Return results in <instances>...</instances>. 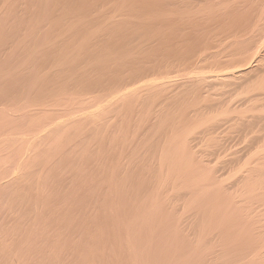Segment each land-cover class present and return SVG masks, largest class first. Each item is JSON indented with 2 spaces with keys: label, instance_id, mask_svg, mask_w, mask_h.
<instances>
[{
  "label": "rangeland",
  "instance_id": "rangeland-1",
  "mask_svg": "<svg viewBox=\"0 0 264 264\" xmlns=\"http://www.w3.org/2000/svg\"><path fill=\"white\" fill-rule=\"evenodd\" d=\"M47 1H49V2H47ZM47 1L46 0H31V1L30 0H23V1L22 0H12V1L11 0H0V14H1L0 16H2V14L6 11L4 13V16L1 18L2 21L0 20V22H1L0 23V73L2 72L1 73L2 75L0 74V79L2 78L1 82H3L5 79H7L6 80L7 82L5 81V83H1V85H0V88H1L0 89V96L2 95V97H0V109H1L0 121L1 122L3 121L1 124H4V126L12 127V125H11V124H13L12 122H16L14 124V126H16L18 124L17 123L18 120L21 118H22V120L20 121V124L23 125L25 123V126H27V125H29L28 121L30 122V117L32 115L41 113V111H44V110H54V107L56 108L54 111H60V110H63L65 108L66 104H71L72 106L74 105L73 107L78 108L77 103H79L80 108H85L87 106L92 105L93 101L90 102V100H92L93 98L96 99L99 97V95L105 96V95L111 94L112 93L111 91L114 89V87L117 84H119L120 81H123L124 79L131 77V75L135 74L136 72L137 73H139V72L143 73L144 70H145V72H147L145 69V68H147V66H148V68H153V67H156V65L157 66L158 65H167V66H169V70L173 71V73L171 75V79L173 82L162 93V95L165 96L163 98L168 97V95L172 96L174 94V91L177 88H178V90L180 89V91H182V92L177 97L179 100L175 99L173 103H171L172 101L171 102L169 101L170 106L172 105V107H173V105H174V107H175V110H173L174 109L173 108L170 110V112L176 111L177 114L180 113L179 115L186 114V113L188 114L187 118L186 117L182 118L184 116L181 117V116L175 114L177 117L179 116V118L175 121L176 126L181 125L180 127L183 128L182 130L189 129L191 131L189 134V139L193 140L192 145L194 147V150L198 151V149L200 148L199 151L203 152L205 160H207V158H208V160H211L212 165L217 167V169H219L221 166V169H219L220 173L223 171L222 169H224L228 172L231 171L230 170L231 166L229 167V165H228L229 161H227V159L230 160L232 158V155L235 154V152H236V154L237 153L241 154L244 151V148L250 144V142H251L250 138L254 134L259 135V134L264 133V129H263L264 126L263 125H262V129H263L262 130L259 127L260 125L259 126H253L250 128H245V126H241L238 124H232V122H231V123L227 124V126L220 128L218 130V133L214 134L216 136L218 135L217 137H221L220 140H222V141H219V143H213V145L212 144L210 145V147H212V148L215 147L216 149L212 150V148H208V137L206 136L205 133H208L207 130H208L209 126H208V124H203V123L198 124L196 126H193L196 119L194 118V116L192 117V115H193V112L195 110H197L199 107L205 105L206 102L207 103L208 102L209 103H211V102L216 103L221 97H226V95L224 93L227 91L228 88L221 89V87H216L213 89V88H210L207 85L203 84V86H200L201 88H199V89L197 88V90L192 89V90H189V92H188V90L183 91L180 87V85L184 81H187L190 77L196 76V74L191 73V72L195 68H197V66H199L201 63H203V64L212 63V60H210V59H208L209 61L207 60V57L210 56L211 54L217 53L220 55V57H223L224 55H227V53H229L233 49L232 44L234 43L236 38L243 37L242 35H244V33L246 36L247 35L246 33H248L249 35H252V34H258L262 31H264V14H263L264 13V10H263L264 9V6H263L264 0H260V1L259 0H251V2L253 1L252 4L250 3V0H230V1L229 0L228 1L222 0L221 3H224V1H225L231 7L229 6L228 8H224L222 10H213L211 13H208L209 10H204V11L202 10L201 11L202 13H200L198 10L197 11L196 10H189V11H191V14L189 15V17L184 16L185 14L183 13V11H186V10H183V11L179 10V12L177 10H167L168 12L166 10H164L163 9L164 8V0H162V2H160V4H159L160 0L159 1L155 0L156 2H154V0H144L145 2L140 0L141 5L136 4L137 0L136 1H134V0H124L123 1L122 0L121 6H122L123 10L118 9L119 7L118 8L115 7L116 5H118V3L121 0H116V1H118V3L115 2L116 5L114 3H112L115 0L110 2L111 4L109 3V0H106V2L108 4L107 6H104V4L106 3L104 0H94L95 2L93 0H81V1L80 0H55V1L54 0H47ZM126 1L129 3V5L131 6V8L133 10L129 8L128 3H126ZM129 1L131 2V4ZM190 1H192V0H190ZM212 1L213 2L216 1L215 3H219V1H221V0H212ZM9 2L10 3L12 2V4H14L15 7L13 5H10ZM46 2H47V4H46ZM59 2L60 3L63 2L65 4H63L61 7L60 6L61 4ZM148 2L150 4H148ZM196 2H195V5L203 4V1L202 2L199 1L197 3ZM259 2H261V3H259ZM48 3L51 4L52 6L48 5ZM144 3L148 4L149 6L144 5ZM253 3H255V5H253ZM30 4H31V6H29ZM66 5H67V7H66ZM136 5H137V7H135ZM142 5H144L146 9ZM155 5L158 7H156ZM12 6L15 9L12 8ZM118 6H120V4ZM121 6H120V8H121ZM138 6L140 9H138ZM234 6H235V8H234ZM247 6L249 8H247ZM255 6H257V8H254ZM47 7L51 8L50 10L52 13L50 12L49 8H47ZM114 7H115V9L118 10L119 15L116 12V10L114 9ZM159 7H160V9H159ZM80 8H82L81 11H80ZM90 8H91V14H90ZM98 8H99V10H97ZM244 8H245V10H244ZM12 9H14V11ZM58 9H60V10H58ZM73 9H76V10H73ZM235 9H237L238 11L236 10L237 11L236 12ZM239 9H240V11L243 9L244 13L240 12ZM110 10L113 11V14H112V11H110ZM119 10L123 12V15H125V17H122V15H121L122 13ZM160 10H161V12H160ZM229 10L230 11L232 10V12H230ZM233 10H234V12H233ZM114 11H115L116 15H114L115 14ZM136 11L138 13L141 12L140 15L138 13H136ZM148 11H150V12H148ZM175 11H177V12H175ZM252 11L254 12V15H250V13H253ZM100 12H101V14H100ZM153 12L156 14V16ZM79 13L80 14L83 13L85 15V16L80 15L81 18H83V19H79L80 18ZM109 13L111 15H109ZM127 13H129L131 15L128 16ZM142 13L147 14L148 17H147V15L145 17V14L141 15ZM149 13H151V14H149ZM177 13H180V14L178 15ZM235 13L239 14V15L237 14L236 19H237V17L238 18L241 17V18L236 20L234 17ZM6 14H7V16H6ZM10 14L14 15V16L12 15V17H13L12 20H10L11 19ZM205 14H206V16H203ZM218 14H220V15H218ZM247 14L249 16H247ZM72 15H73V18H76V19H73L71 17ZM94 15H96L97 17ZM100 15H103V16L100 17ZM112 15H114L116 19L114 18V16L111 18ZM137 15L139 17H137ZM214 15H215V18H213ZM216 15H217V17H216ZM15 16H16V18H14ZM259 16H262V17H259ZM93 17H94V20H93ZM117 17H119V18H117ZM151 17H153V18H151ZM247 17H248V20H247ZM253 17H254V20H253ZM17 18H18V21L16 22L17 24L15 26V21L17 20ZM52 18H53L54 22H52ZM123 18L125 19L124 21H126V22L123 21ZM208 18H210V19H208ZM65 19H67V22ZM72 19L75 20V22H76V20H77V22H78V20H81L78 22V23H80L79 24L80 26H77V24H78L77 22L73 23ZM117 19L120 22L122 20L123 24L128 23L127 21H129L130 25L128 23L127 26L125 25L126 27H123L124 25L123 24H122L123 26L120 25V23ZM131 19H133L132 21H135L136 24H138V22L140 24H141V22H143L142 26H141V28L143 27V29L138 28L139 25L138 26H136V24L133 25L134 22H132ZM204 19H206V20L208 19V20L207 21L205 20V22H204ZM259 19H260V21H259ZM43 20H45L46 22H43ZM48 20H49V23L47 24ZM89 20H91V21L89 22ZM113 20H116V25H115ZM136 20H137V22H136ZM175 20L177 22H175ZM243 20H245V21H243ZM39 21L41 24H39ZM59 21H60V23H58ZM93 21H94V23H92ZM100 21H101V23L99 24ZM157 21H158V24H157ZM210 21H212V22H210ZM255 21H258V23H257L258 25H255L256 24ZM11 22H13V23H11ZM110 22H112V23H110ZM150 22H152V23H150ZM244 22H248V23L245 24ZM45 23L47 24L48 28H47V26H45L46 25ZM53 23H58V24H55V26H56L55 27ZM86 23H87L88 27L86 26ZM91 23L93 25L92 27L90 26ZM144 23H146V25ZM160 23H162V25H160ZM184 23H186V24H184ZM224 23L226 24V26ZM239 23H241L243 26ZM59 24H60V26H59ZM67 24H69L70 27ZM82 24L85 25L84 31L82 30V28H83ZM118 24H119V26H118ZM147 24H149V26ZM154 24L156 25V27H154ZM235 24L238 26H236ZM17 25H18V27H17ZM63 25L64 26L67 25L66 28H68V31H66L67 29L64 28ZM52 26H53V28H52ZM76 26L81 27V28H77ZM115 26H117V27L115 28ZM128 26L131 29L128 28ZM239 26H241L242 28L240 27V29H237V28H239ZM257 26L259 29L256 28ZM3 27H4V29H3ZM43 27L47 30L45 31ZM120 27L122 28V30ZM74 28L77 30H75ZM127 28L129 29L128 31L126 30ZM146 28H148L149 30L144 32V30ZM250 28H251V31L253 30L252 32L251 31L249 32ZM57 29L60 31L58 32ZM79 29H81V32H79L80 31ZM233 29H235L236 31ZM256 29H258V30H256ZM117 30L118 31L120 30L119 34L121 35L123 40L120 39V37H119L120 35L117 34ZM123 30H124V32L125 31H127V32L124 33ZM137 30H138V32H137ZM158 30H160V33H158ZM245 30H247V31L244 32ZM73 31H74V33H73ZM225 31H226V33H225ZM61 32H62V35H61ZM88 32H90V33L94 32L95 34L94 33L90 34L91 37L89 38ZM146 32H148V33H146ZM230 32H232V34ZM77 33H78V35H76ZM96 33H98V34H96ZM115 33H116V35H114ZM126 33L128 34L129 39L126 36L127 35ZM130 33H132V34H130ZM152 33H153V35L151 36ZM207 33H208V35H207ZM241 33H243V34L241 35ZM16 34H18V35H16ZM64 35L65 36L67 35V36L65 37ZM71 35H72V37H71ZM75 35L77 38L75 37ZM162 35L164 37H162ZM209 35H211V36H209ZM1 36H2V38H1ZM69 36L71 37L70 39H69ZM14 37H16V38H14ZM230 37H233V38H230ZM72 38H74L73 41L71 40ZM116 38H117V40H116ZM156 38L158 39V41L155 42L154 39H156ZM79 39L82 41L80 42ZM119 39L122 41H120ZM131 39L132 40L135 39V42H133L134 40L132 41ZM217 39L221 40V41H218ZM233 39H234V41L231 43V41H229V40H233ZM74 40H76V41H74ZM139 40L141 43L139 42ZM163 40H165V41H163ZM84 41H87L86 47H82L85 45ZM128 41L129 42L132 41L133 43L130 42L132 45ZM222 41L225 43H223ZM110 42H112V44L110 46H108L110 44ZM120 42H121V46H120ZM125 42L127 45L125 44ZM159 42H160V44H159ZM122 43H124V44L122 45ZM97 44H98V48L96 47ZM51 45L53 46L54 49L51 48ZM88 45L89 46L95 45V47L93 46V47H89L87 49ZM137 45H138V47H137ZM161 45H162V47H161ZM123 46H124V48H122ZM134 46H135L136 50L132 49V48H134ZM199 46H201V47H199ZM39 48L42 51H40ZM76 48H78V49H76ZM129 48H131V49H129ZM140 48L142 50H144V52L141 51ZM51 49H52V51H51ZM83 49H84V51H83ZM122 49H125V50H122ZM165 49H166V52L164 51ZM167 49H169L168 52H167ZM193 49H195V51ZM33 50H34V52H33ZM115 50H117V51H115ZM132 50H133V52H132ZM138 50H139V52H138ZM93 51H96V52H93ZM145 51H146V55L147 54L149 55L148 57L150 58L151 63L150 62L148 63L149 59H147V57L145 55ZM89 52H93V53H89ZM101 52H103L105 54H103ZM129 52H130V55H129ZM141 52L144 55L141 54ZM162 52H163V54H162ZM31 53H32V56H31ZM80 53H82V54L80 55ZM88 53H89V55H88ZM185 53H186V55H185ZM222 53H223V55H222ZM71 54L74 55L75 57L71 56ZM98 54H100V55H98ZM132 54H133V56L131 57ZM151 54L154 56L155 59H157L156 61L160 64H157L156 61H154V62L152 61V59L154 60V58L152 56H150ZM168 54H170V55H168ZM175 54H177V55H175ZM11 55H12V57H11ZM28 55H29V57H28ZM64 55H65V57H64ZM78 55H80V56H78ZM205 55H208V56L206 57ZM86 56H87V59H86ZM178 56H181L183 58H181V57L179 58ZM139 57L143 58V60H145V62L144 61L142 62V60H140L141 58H139ZM28 58L30 59V62H28L29 61ZM64 58H66V59H64ZM198 58L201 61H199ZM107 60H109V62ZM127 60H128V62H127ZM130 60H132V62ZM129 61L132 63V65ZM133 61H138L139 64L137 62H134V63H137L138 64V65L136 64L137 67L140 66V68L142 70L137 71V69H136L137 67L134 68ZM146 61L148 64L146 63ZM173 62H175V64ZM145 63L147 65H145ZM168 63H169V65H168ZM177 63H179V64H177ZM105 64H106V66H105ZM151 64L153 67L151 66ZM188 64H189V66H188ZM48 65H49V67H48ZM45 66L48 67V68H46V70H44ZM50 66H52V67H50ZM91 66L95 67V68L98 66V68H97L98 70L95 68L90 69ZM131 66L136 70H134V69H133L134 71L131 70L132 69ZM175 66L176 67L182 66L183 68H178V72H177V68L175 69ZM124 67H125V70L123 69ZM42 68H44L43 70L45 72L48 71L47 74H45V72L42 70ZM190 68H192V69H190ZM99 69L101 71H99ZM127 69H128V71H127ZM8 70H10V71H8ZM129 70H131V71H129ZM36 72H38V73L41 72L45 76H43L41 73H40V75H41L40 76ZM88 72H89V74H87ZM103 72H106V73H103ZM107 72H108V74L112 73V75H110V74L107 75ZM133 72H135V73H133ZM33 74L35 76L36 75L40 76V77L38 76L39 81H38V79L34 78L35 76ZM91 74L93 76H90ZM113 74H115L116 76L115 75L113 76ZM118 74L120 77L118 76ZM3 75L5 76V79L3 78L4 77ZM50 75H51V77H50ZM82 75H84V77ZM185 75H187V76H185ZM85 76H86V78H85ZM63 77L64 78L66 77V78L64 79ZM121 77H122V79H121ZM46 78H50V79L46 80ZM72 78H73V80L76 78L77 79L75 81H73V80L71 81ZM82 78H85V80L81 81ZM109 79H110V81H109ZM114 79H116L115 80L116 82L114 81ZM10 80H11V82H10ZM33 80H35V81L33 82ZM62 80H63V83H62ZM79 80L81 82H79ZM112 80H113V82H112ZM30 81H31V83H29ZM35 82H37V84ZM57 82H58V84H57ZM70 82H71V84L68 85V83H70ZM180 82H181V84H179ZM33 83L35 84V86L32 85ZM45 83H48V85H46V88H44V86H43ZM85 83H88V84H85ZM108 83H110V84L107 85ZM92 84H94V85H92ZM178 84H179V87H178ZM26 86L29 88H27ZM49 86H51V89ZM59 86H60V88H59ZM31 88H32V91L30 90ZM52 88L54 90H52ZM89 88H92V89H89ZM59 89L61 91V94H60V91H58ZM210 89H211V92H210ZM212 89H213V91H212ZM51 90L54 91L53 94H55L56 92L57 93L54 96H52L53 94H52ZM83 91L86 92L87 94H83ZM99 91H100V93L97 95V93ZM193 91L194 92L196 91V93H194ZM221 91H223V92H221ZM75 92L78 94V96L76 95ZM81 92H82V94H79ZM88 92H90V94ZM211 93H214L216 95H211ZM24 95H26V96L24 97ZM59 95H60V97L58 98ZM209 95H211V96H209ZM33 96L35 97V99ZM45 96H46V99L44 98ZM69 96H71L72 98H69ZM81 96L82 97L87 96L88 98L87 97L82 98ZM22 97H24V98H22ZM28 97L31 100H29ZM80 97H81V99L78 100V98H80ZM180 97L182 99H180ZM32 98L34 99L35 102H33ZM136 98H137V100L136 99H134V100L130 99L131 101L125 102L126 104L123 103L124 107L122 106L119 110H116V107L111 106L112 108L110 107L108 109L109 115L106 114L108 112L107 111L103 118L97 117L98 118V119L96 118L97 120L96 119H88V120L83 121L82 124H84V122L86 124L88 123L89 125H87V126H89V128L87 126H85L86 125L85 124L84 125L85 128H82L83 125H81L79 128L69 129L68 130L69 135L67 133L66 140L69 137H70V139H68L67 141L64 139L65 143L63 144V142H64V140H63L62 143L59 145V148H57V151L56 150L53 151L55 153L51 152L48 154V156H47V153H45L46 154V155H44L46 157L45 161H44L45 157H43V158H41L42 161L40 160V162H42V163H39V161L34 163V165L38 164L39 167L35 166V169L33 167L34 171L31 169L30 170L29 169L28 170L23 169L22 172H25L26 174L27 173L28 174L27 175L25 173H22V174H25L27 177L25 176V177H23V179L20 178L17 181H14L13 183H11L10 186L7 187L9 189H7V188L0 189V199H2V200H0V202L3 201L0 204V207H1L0 208V211H1L0 212V216H1V218H0V240H1V244H2V245L0 244V246H2V247L10 246L11 247V248L7 247V249H3L2 247H0V249L2 248V250H0V252L3 254L4 257H6V255H7V258H9V261L13 260V261H10V263H8V264H13V262H14V264H15V262H16V264H36V263L37 264H85V263L86 264H149L150 262H151L150 264H152V263L155 264L156 261H157V264H174L173 262H177L179 259L180 260L182 259L180 262H181V264H183L182 255L184 256V254L182 251L178 253V251H180V250L175 249L176 243L172 239L171 235L169 234V231L172 228V225L170 223L165 224L163 227L159 226L157 231L154 233V235L152 237L148 238V236H146V234H144L142 232L143 237H141V238H143V239L140 240V238H139V239L135 240L134 238H132V236H133L132 230L134 231V227H131V225H130L131 221H132L130 216L133 215V212H134L133 209L134 208H131L133 206L132 197H131L132 194L130 196V193H128L127 197H126V193L129 192L127 190L133 189V187H134L133 184L137 183L139 181L137 179L141 178L140 174H144V173H146V175L145 174L142 175V178L144 176H146V177L143 179H140V182L143 183V181H145L143 183L145 186L150 183V187L148 188V190H150V188L154 184V182H152L153 180L150 179L151 176L149 175V173L147 174V172L142 169V168H144L143 164L145 162H150V164H151V162H152V164L157 163V158L154 159V157H157L159 155V151H160V149H157V150H155V153H153L154 150H149V152L151 151L149 153V152H146L145 151L146 149L144 148V146L141 145V143L142 144L144 143L142 141L146 140V139H141L142 133H144L146 128H148L150 125L148 126L149 122L143 121V119H142V117L145 115L144 112L141 114L142 110L145 111V109L143 108L144 106L142 105L143 100L139 99L138 97H136ZM183 98H184V101H182ZM21 99L22 100L25 99V102H22ZM53 99H55L54 102H53ZM65 99H66V101H64ZM73 100L77 101V103ZM86 100H89L90 103H88V101H86ZM48 101H49V103H48ZM140 101H141V103H140ZM18 102L21 105H19ZM27 102L30 105L27 104ZM72 102H74V103H72ZM189 102H192V104ZM198 102H200V103H198ZM34 103H35V106L32 107V105H34ZM52 103H53V105H52ZM85 103L87 105H84ZM63 104H65V105H63ZM22 105H24L23 107L28 106V107H30V109L26 107V109L24 111V109L22 107H20ZM127 105H130V106H127ZM133 106H138V108H135L132 111V109L130 107H133ZM4 107H6V108H4ZM43 107H44V110H43ZM48 107L50 109H48ZM2 108H4L3 111H2ZM32 108L34 111L31 112L32 114H29V112L32 110ZM128 108H130V109H128ZM155 109L157 110V109H159V107H156ZM16 110L17 111L19 110L20 113L26 114V118L27 117L28 118L26 120H24V118H23V117H25V116H23L24 114H22V117H21V114L20 113L18 114L19 111L17 112ZM124 110H126V111L128 110V111L123 112ZM134 110H135V112H134ZM136 110H138V111H136ZM168 110L169 109H167L166 111H168ZM131 111L133 113L129 114ZM185 111H186V113H185ZM7 112H8V114H7ZM13 112H14V114H13ZM139 113H140V115H139ZM173 113H175V112H173ZM115 114L117 117L115 116L112 118V116H114ZM130 115H131V119H129ZM106 116H108V117H106ZM124 116H126L127 118L123 119V118H125ZM189 116L192 118H190ZM109 117H110V119L111 118L113 119V120L111 119L113 121L112 126L110 125V128L108 129V131L105 132L106 128H107V126H106V128L102 129V133H100L101 129L100 128L98 129V125L101 123H104V124L109 123L110 124L111 120L109 121V119H108V122H102V121H107V118H109ZM139 117H141V118H139ZM154 117L156 119V116H153V119H154ZM180 117L182 118L181 120H180ZM62 118L60 120H62V121L66 120L65 117H62ZM155 119H154V121H156ZM187 119H188V121H191V122H188ZM121 120H123V124H121L122 123ZM9 121H12V122H10V124L7 125V123H9ZM186 121L188 124H191V126L190 125L187 126ZM177 122H178V124L181 122L180 125H178ZM192 122H193V124H192ZM137 123H139V124H137ZM140 123H142V124H140ZM182 123H184V126L186 125L187 127H182L183 126ZM109 124H108V126H109ZM135 124H137V125H135ZM21 125H19L17 127L18 130L25 128V127L22 128ZM95 126H96V128H94ZM158 126L159 125L157 124V126H155L154 128L156 129V128H158ZM171 126H173V125L169 124V127H165L164 133H166L168 131V133L170 134L171 129H172ZM143 127H144V129H143ZM256 127L260 128V129H256ZM6 128L7 127H4V129H6ZM92 128H94V130ZM134 128H135V130L139 129L138 130L139 133L137 135L136 134L133 135V133H137L136 132L137 130L134 131ZM140 128H142V130H140ZM194 128H197V129L199 128V129L198 130L195 129L196 130L195 131ZM82 129H84V130H82ZM244 129H245V131H243ZM89 130L91 131V133ZM103 130H104V132H103ZM112 130H114V131H112ZM165 130H166V132H165ZM253 130H255V132ZM95 131H96V133H95ZM251 131L254 133H251ZM256 131H259L260 133H258V132L256 133ZM71 132H73V134L76 132V134L73 136V134H71ZM100 134H102V135L104 134V135L100 137L99 136ZM123 134H125V135H123ZM194 134H196V135H194ZM245 135L247 136L246 138H244ZM97 136H99V137H97ZM204 138H205V140H204ZM206 140H207V142H206ZM218 140H219V138H218ZM200 142L202 143L201 145H200ZM204 144H206V146ZM200 146L202 147V150H201ZM204 148H206V149H204ZM60 149H62V150H60ZM87 149H89L91 152L87 151ZM58 150H59V152H58ZM131 151H132V153L133 152L137 153V155L139 154L138 157L141 160L139 162L142 165L140 166V168L138 169V173L136 174V175H139L138 177L136 175H133V174H135V171L137 170V168L134 165V161H137L139 158L137 160H134V155H132ZM82 152H86V153H82ZM51 154L53 155L52 158H50L52 156ZM63 154L64 155L68 154V156L63 157ZM87 154H89L88 160L86 159ZM130 156H131V158H130ZM145 156H147L148 160H147V158H145ZM71 157H73V158H71ZM142 158H144V159H142ZM92 159H93V161H92ZM117 162H120V164H118V166L116 167ZM12 163H15V162H14V160L10 159V161L5 165V166L11 168L9 170V172H7L5 174V172L3 173L0 171V181H1L0 184H3L2 181L5 179L6 180L4 181V183L7 180L13 179L14 178L13 175H15L14 173H17V171H19V170H16L13 166H11V165H13ZM47 163H49V164H47ZM123 164H124V166H121ZM129 166L131 168H129ZM127 168H128V170H127ZM132 168H134V169H132ZM135 168H136V170H135ZM111 169H114V170L111 171ZM122 170L125 172L115 173V171L120 172ZM83 171H85V172H83ZM31 172L35 173V174L31 175ZM126 172H129V173L132 172V173L128 175V173H126ZM112 173L115 175H113ZM120 174L122 176V178H121L122 181L120 180V177H119ZM116 175H118V176H116ZM132 175H133V177H132ZM1 176H3V177L1 178ZM94 176H96V177H94ZM129 176H130V178H129L130 180L127 181L128 178H126V180L124 182L123 180L125 179V177H129ZM147 177H148V179H147ZM114 178H118V180L116 179V181H115ZM233 178L234 177H231V179H233ZM109 179H111V180H109ZM149 180H151V182ZM229 180H230V178H229ZM148 181H149V183H148ZM64 183H65V185H64ZM113 183H115V184L113 185ZM118 183H119V186H116V184L118 185ZM122 183H123V185H121ZM127 184H129L128 187H130V185H131V187L129 189H128V187H125V186H127ZM41 185H43V186H41ZM121 186L122 187L124 186V187L122 188ZM119 187H120V191H119ZM55 188H57V189H55ZM69 188H70V190H69ZM13 189L16 190V192ZM148 190L145 191V194H147L149 192ZM45 191H46V193H45ZM114 191H116V192H114ZM117 191H119V192H117ZM1 194H3V197L1 196ZM88 194H89V196H88ZM119 194H120V199H119ZM10 196H12V197H10ZM68 196H70V197H68ZM129 196H130V198H129ZM142 196H143V194H142ZM117 197H118V199H117ZM123 198H124V200H123ZM128 198H129V200H128ZM209 198L214 199V196H209ZM125 199H126V201L127 200L128 201L126 202ZM257 203L259 206L262 205V203H259V202H257ZM73 204H75V205H73ZM122 206H123V208H122ZM115 211H117V212H115ZM193 211L194 210H192V212ZM192 212L187 211L182 216V221H183L182 226L183 227L186 228L188 226L187 222L190 219V216H193V215H191ZM202 212L204 213V211H202ZM59 215H61V216H59ZM123 215H124V218L122 217L123 218L122 219L121 216H123ZM9 217H10V219H9ZM184 217H186V218H184ZM7 218L11 222V224L9 223ZM59 218H61V219L58 221ZM183 218H184V220H183ZM25 219H27V220L25 221ZM117 219H119L118 222L116 221ZM220 219L221 218H219L218 220L220 221ZM229 219H232V218H229ZM229 219L226 220L225 225L222 227L223 229L224 228L226 229V230H224V233H226V231H227V233L224 236V235H222L223 231H221V235H222L223 239L220 241H215V243L217 242L216 244L220 245V246L215 245L214 248L208 252V255L210 254L209 256H211V254H212L211 257H209V256L207 257L206 256L207 252H205V251H204L205 253L199 252L200 255H204V256H206V258L204 256H200L197 264H200V261H202L203 258H205V261H203L204 263H202V264H205L206 262H209L206 264H212V262H214L213 264H240L239 262L236 263V261H237L236 259L238 257H239L238 260L241 259L240 262L243 259V263H241V264H245L247 262H248V264H253V263H251V260H250V262L247 261L248 259H252V251L248 247L251 243V237L248 235H244L243 238H236L239 228H235V226H234L235 223H233L234 219H232L231 221ZM62 220H63V222H62ZM129 220H130V222H129ZM189 221H191V220H189ZM228 221H230V222L228 223ZM120 222H121V224H120ZM126 222H127V227H126ZM215 223H217V220ZM183 224H185V225H183ZM228 224L230 225L229 231H228V228H229ZM17 226H18V228H17ZM124 227H125V229H124ZM3 228H4V230H3ZM166 228H167V230H166ZM74 230H75V233H74ZM87 230H89V231H87ZM2 231H4V233ZM120 231L122 233H120ZM210 231L211 230L206 232V234H209ZM212 232H213L212 234H214V236L212 235L213 236L212 238H216L217 235L215 236V234H217L220 231L217 230L215 233V230H214ZM2 233H3V235H2ZM30 233H31V235H30ZM130 234H131V236H129ZM161 234H162V237H161ZM18 235H20V236H18ZM231 235H234V236L231 237ZM7 236H8V238H7ZM228 236H230V237H228ZM13 237L15 239H12ZM164 237H166V238L164 239ZM207 237L209 238V236H207ZM246 237L248 239H246ZM16 238H17V241H16ZM168 238H170V239L168 240ZM225 238H226V240H225ZM230 238H232V239H230ZM28 239H29V241H28ZM125 239H126V241H125ZM129 239H132V240H129ZM146 239L151 241V247L150 248H149V246H147V240ZM238 239H240V241ZM133 240H135V242ZM228 240H230V242L226 243ZM243 240H244V242H243ZM156 241H157V243H156ZM221 241H222V243H220ZM246 241L249 242V244ZM137 242L138 243L140 242L139 243L140 245L136 244ZM17 243L19 244V246H21V247L23 246L22 248H24V249L19 247L17 245ZM117 243H118V245H117ZM126 243H128V244H126ZM236 243H238V244H236ZM245 243H247L246 247H245V245H246ZM13 244H15V245H13ZM154 244L156 245V247L159 244L161 246L159 245L160 247L158 246L156 248L153 246ZM165 244H167V245H165ZM16 245L18 247H16ZM237 245H238V247H236L235 250H232ZM87 246H89V247H87ZM144 246H145V248H144ZM166 246L168 249L166 248ZM228 246H230V247H228ZM239 246H240V248H239ZM134 247L135 248L139 247L140 249L138 248V250H137ZM141 247L144 249L142 250ZM153 247H154V250L156 248L155 252H154V250H152ZM242 247H243V250H245V251L242 250L240 253H243V252L244 253L240 256V253L239 254H237V253L242 249ZM223 248H225V249H223ZM248 249H249L250 253H248ZM7 250H10V251H7ZM157 250H159V251H157ZM145 251H146L147 255H145L146 254ZM162 251H164V252L166 251L167 253L166 252L162 253ZM211 251L213 253H215V251H220L221 253L233 251L234 254H232V252H229V253H231L230 257H231V255H233L231 257L232 259H230V257L227 256V253H225V255L224 254L223 255L225 257H229L228 260H227V258H224V260H221V259H223V257H222V258H220V260H217V258H216V260H217L216 261L214 259L217 256L216 254H218L219 252H217L216 254H213ZM245 252H247V253H245ZM126 253H127V255H126ZM137 253H139V254H137ZM12 254L15 255L13 258H12ZM21 254H22V256H21ZM142 254H143V256H141ZM152 254H153V256L151 258ZM174 254H175V257L173 258ZM134 255L135 256L137 255V256L135 258H133ZM243 255H245V256H243ZM3 256L0 254V264H7L8 260L6 258H4ZM24 256H26V260H28V258H29V260H32V262L26 261ZM178 256H180V257H178ZM234 256L237 257V258H234L236 261L231 262L232 260H234L233 259ZM242 256H243V258H241ZM213 257H214V259H212ZM246 257H247V259L244 260V258H246ZM143 258H147V259H145L146 261L145 260L140 261ZM176 258H178V259H176ZM208 258H210V259H208ZM94 259H95V261H93ZM22 260H24V263L22 262ZM136 260L139 262L134 263ZM212 260H214V261H212ZM1 261H3V262H1ZM159 261H161V262H159ZM180 262H179V264H180ZM193 263H195V261H193V262L190 261V264H193Z\"/></svg>",
  "mask_w": 264,
  "mask_h": 264
},
{
  "label": "bare ground",
  "instance_id": "bare-ground-1",
  "mask_svg": "<svg viewBox=\"0 0 264 264\" xmlns=\"http://www.w3.org/2000/svg\"><path fill=\"white\" fill-rule=\"evenodd\" d=\"M12 1V0H11ZM23 1V0H22ZM31 1V0H30ZM47 1V0H46ZM55 1V0H54ZM81 1V0H80ZM94 1V0H93ZM106 2V0H104ZM113 0H109V3L112 2ZM124 1V0H123ZM136 1V0H134ZM139 1V2H138ZM143 2H145L144 0H141ZM140 0H137L136 4H139L141 5ZM159 1V0H158ZM202 2L203 1V4H200V5H195V2ZM225 1H228V0H225ZM224 3H221V1H219V3H215L213 2L212 0H164V10H177L179 12V10L183 11V10H186V11H183V13L185 14L184 16L186 17H189V15L191 14V11L189 10H198L200 13H202L201 11L203 10H209L208 13H211L213 10H222L224 8H228L230 5L225 2ZM230 1V0H229ZM260 1V0H259ZM14 2V1H13ZM49 2V1H47ZM46 2V4H47ZM95 2V1H94ZM118 3V1H113L112 3H114L116 5V3ZM121 2L122 0L118 3V5L120 4L121 6ZM130 2V1H129ZM151 2V1H150ZM154 2H156L154 0ZM160 2H162V0L159 1V4ZM196 2V3H197ZM253 2V1H252ZM251 0H250V3L252 4ZM10 3V2H9ZM60 3V2H59ZM75 3V2H74ZM126 3H128L126 1ZM239 3V2H238ZM248 3V2H247ZM261 3V2H259ZM61 7L63 4L65 3H60ZM104 4V3H103ZM111 4V3H110ZM131 4V2H130ZM143 4V3H142ZM148 4H150L148 2ZM148 4H145L144 5H148ZM163 4V3H162ZM241 4V3H240ZM250 4V5H251ZM10 5H13L12 2L10 3ZM48 5L52 6L51 4L48 3ZM56 5V4H55ZM107 2L104 4V6H107ZM113 5V4H112ZM111 5V6H112ZM116 5L115 7L118 8V9H122V6L120 8V6ZM133 5V4H132ZM142 5L144 8L145 6ZM243 5V4H242ZM253 5H255V3H253ZM12 6V8H14ZM31 6V4L29 5ZM128 6L130 9L131 6L129 5L128 3ZM149 6V5H148ZM156 6V5H155ZM240 6V5H239ZM261 6V5H260ZM264 6V5H263ZM46 7V6H45ZM54 7V6H53ZM67 7V5H66ZM114 7V9H115ZM137 7V5L135 6ZM158 7V6H156ZM155 7V8H156ZM231 7V6H230ZM244 7V6H243ZM29 8V7H28ZM49 8V10L51 9L50 7H47ZM86 8V7H85ZM84 8V9H85ZM100 8V7H99ZM99 8L97 10H99ZM128 8V9H129ZM134 8V7H133ZM149 8V7H148ZM235 8V6H234ZM247 8H249L247 6ZM254 8H257V6H255ZM15 9V8H14ZM14 9H12L14 11ZM22 9V8H21ZM66 9V8H65ZM103 9V8H102ZM111 9V8H110ZM113 9V8H112ZM138 9L139 6H138ZM146 9V8H145ZM157 9V8H156ZM160 9V7H159ZM232 9V8H231ZM4 10V9H3ZM7 10V9H6ZM46 10V9H45ZM60 10V9H58ZM73 10H76V9H73ZM82 10V8H80V11ZM116 12L118 13V10L115 9ZM123 10V9H122ZM133 10V9H132ZM143 10V9H142ZM148 10V9H147ZM237 9H235L236 11ZM245 10V8H244ZM251 10V9H250ZM249 10V11H250ZM258 10V9H257ZM264 10V9H263ZM71 11V10H70ZM96 11V10H95ZM94 11V12H95ZM104 11V10H103ZM112 11V10H110ZM109 11V12H110ZM120 11V10H119ZM145 11V10H144ZM151 11V10H150ZM148 11V12H150ZM175 11V12H177ZM227 11V10H226ZM230 11V10H229ZM228 11V12H229ZM238 11V10H237ZM236 11V12H237ZM240 11V9H239ZM261 11V10H260ZM6 12V11H5ZM4 12V13H5ZM24 12V11H23ZM33 12V11H32ZM31 12V13H32ZM35 12V11H34ZM51 12V10H50ZM73 12V11H72ZM98 12V11H97ZM122 14V17H125V15H123V12L120 11ZM134 12V11H133ZM161 12V10H160ZM168 12V11H167ZM225 12V11H224ZM232 12V10L230 11ZM234 12V10H233ZM242 13L243 12V9L240 11ZM253 12V11H252ZM258 12V11H257ZM4 13L2 14V16H0V20L2 21V17L4 16ZM13 13V12H12ZM16 13V12H15ZM52 13V12H51ZM74 13V12H73ZM77 13V12H76ZM111 13V12H110ZM109 13V15H111ZM115 13V11H114ZM136 13H138L136 11ZM141 13V12H140ZM140 13H138L140 15ZM152 13V12H151ZM149 13V14H151ZM154 13V12H153ZM221 13V12H220ZM8 14V13H7ZM6 14V16H7ZM56 14V13H55ZM90 14H91V8H90ZM101 14V12H100ZM112 14H113V11H112ZM145 13H142L141 15H143ZM155 14V13H154ZM178 15L180 13H177ZM233 14V13H232ZM238 14V13H237ZM237 14L235 13V19H236V16ZM264 14V13H263ZM1 15V14H0ZM12 15L13 14H10V17L12 20ZM21 15V14H20ZM38 15V14H37ZM85 16L83 13L80 14L79 13V19H83L81 18V16ZM116 15V13L114 14ZM112 15L111 18L114 16ZM119 15V13H118ZM128 16H130L131 14L127 13ZM126 15V16H127ZM147 14H145V17H146ZM194 15V14H193ZM220 15V14H218ZM239 15V14H238ZM250 15H254V12L253 13H250ZM260 15V14H259ZM14 16V15H13ZM75 16V15H74ZM96 16V15H94ZM103 16V15H100V17ZM156 16V14H155ZM169 16V15H168ZM196 16V15H195ZM203 16H206L203 15ZM209 16V15H208ZM224 16V15H223ZM241 16V15H240ZM247 16H249L247 14ZM23 17V16H22ZM73 18V15L71 16ZM97 17V16H96ZM99 17V18H100ZM132 17V16H131ZM137 17H139L137 15ZM148 17V15H147ZM201 17V16H200ZM217 17V15H216ZM225 17V16H224ZM257 17V16H256ZM259 17H262V16H259ZM16 18V16L14 17ZM20 18V17H19ZM44 18V17H43ZM90 18V17H89ZM110 18V17H109ZM115 18V16H114ZM119 18V17H117ZM130 18V17H129ZM133 18V17H132ZM135 18V17H134ZM150 18V17H149ZM153 18V17H151ZM215 18V15L214 17ZM241 18V17H240ZM237 17V19H240ZM73 19H76V18H73ZM73 23H76L75 20H73ZM87 19V18H86ZM116 19V18H115ZM122 19V18H121ZM127 19V18H126ZM136 19V18H135ZM176 19V18H175ZM179 19V18H178ZM198 19V18H197ZM210 19V18H208ZM207 19V20H208ZM236 19V20H237ZM66 22H67V19H65ZM88 20V19H87ZM93 20H94V17H93ZM118 20V19H117ZM125 19L123 18V21ZM133 19H131L132 21ZM157 20V19H156ZM203 20V19H202ZM206 19H204V22H205ZM206 20V21H207ZM228 20V19H227ZM247 20H248V17H247ZM253 20H254V17H253ZM18 21V18L17 20L15 21V26H16V22ZM35 21V20H34ZM61 21V20H60ZM60 21L58 23H60ZM81 21V20H78V22ZM91 20H89L90 22ZM115 25H116V20H113ZM119 21V20H118ZM117 21V22H118ZM123 21L121 20V22L119 21L120 25L123 24ZM192 21V20H191ZM226 21V20H225ZM245 21V20H243ZM260 21V19H259ZM43 22H46L45 20H43ZM52 22L53 21V18H52ZM77 22V23H78ZM83 22V21H82ZM126 22V21H124ZM129 23V21H127ZM134 22L133 25H135V21H132ZM137 22V20H136ZM155 22V21H154ZM153 22V23H154ZM163 22V21H162ZM175 22H177L175 20ZM180 22V21H179ZM212 22V21H210ZM256 24L255 25H258V21H255ZM262 22V21H261ZM1 23V22H0ZM7 23V22H6ZM5 23V24H6ZM13 23V22H11ZM34 23V22H33ZM49 23V20L47 22V24ZM58 23H53L54 26L55 24H58ZM64 23V22H63ZM84 23V22H83ZM94 23V21L92 22ZM92 23L90 24V26L92 27ZM101 23V21L99 22V24ZM112 23V22H110ZM128 23H124L122 26L123 27H126ZM142 23L141 24L138 22V24H136V26L139 25L138 28H141L142 26ZM152 23V22H150ZM181 23V22H180ZM200 23V22H199ZM245 24L248 23V22H244ZM39 24L40 21H39ZM46 24V23H45ZM47 24L45 26H47ZM66 24V23H65ZM64 24V25H65ZM80 23L77 24V26H80L79 25ZM85 24V23H84ZM146 25V23H144ZM157 24H158V21H157ZM186 24V23H184ZM202 24V23H201ZM217 24V23H216ZM225 24V23H224ZM237 24V23H236ZM235 24V25H236ZM241 24V23H239ZM19 25V24H18ZM17 25V27H18ZM63 25V26H64ZM69 27L70 25L67 24ZM66 25V26H67ZM83 25V24H82ZM126 25V26H125ZM130 25V23H129ZM149 26V24H147ZM160 25H162V23H160ZM168 25V24H167ZM234 25V24H233ZM242 25V24H241ZM44 26V27H45ZM60 26V24H59ZM66 26H64V28H66ZM76 26V27H77ZM84 26L83 25V28L82 30L84 31ZM86 26L88 27L87 23H86ZM119 26V24H118ZM135 26V27H136ZM144 26V25H143ZM147 26V27H148ZM159 26V25H158ZM186 26V25H185ZM226 26V24H225ZM238 26V25H236ZM243 26V25H242ZM246 26V25H245ZM2 27V26H1ZM43 27V28H44ZM56 27V26H55ZM117 26H115L116 28ZM154 27H156V25L154 24ZM167 27V26H166ZM189 27V26H188ZM241 26H239V28L237 29H240ZM250 27V26H249ZM263 27V26H262ZM14 28V27H13ZM46 28V27H45ZM44 30L46 31L47 29ZM48 28V26H47ZM53 28V26H52ZM77 28H81V27H77ZM121 28V27H120ZM128 28H130L128 26ZM126 29L127 31L129 29ZM149 28V27H148ZM148 28H146L144 30L147 31L149 30ZM242 28V27H241ZM258 28V26L256 27ZM261 28V27H260ZM4 29V27H3ZM26 29V28H25ZM68 31V28H66ZM75 29V28H74ZM131 29V28H130ZM143 29V27L141 28ZM163 29V28H162ZM188 29V28H187ZM190 29V28H189ZM259 29V28H258ZM256 29V30H258ZM6 30V29H5ZM34 30V29H33ZM77 30V29H75ZM74 30V31H75ZM80 30V31H79ZM78 31L81 32V29H79ZM101 30V29H100ZM122 30V28H121ZM173 30V29H172ZM213 30V29H212ZM223 30V29H222ZM235 30V29H233ZM243 30V29H242ZM255 30V31H256ZM17 31V30H16ZM57 31L59 32L60 30L57 29ZM73 31V33H74ZM82 31V32H83ZM99 31V30H98ZM125 31V32H127ZM211 31V30H210ZM220 31V30H219ZM236 31V30H235ZM247 30H245L244 32H246ZM251 31V28L249 30V32ZM253 31V30H252ZM251 31V32H252ZM19 32V31H18ZM17 32V33H18ZM86 32V31H85ZM120 30L118 31L117 30V34H119ZM124 32V30H123ZM124 32V33H125ZM138 32V30H137ZM152 32V31H151ZM154 32V31H153ZM167 32V31H166ZM33 33V32H32ZM53 33V32H52ZM72 33V34H73ZM89 34V38L91 37L90 34H93V33H90L88 32ZM148 33V32H146ZM145 33V34H146ZM157 33V32H156ZM158 33H160V30H158ZM157 33V34H158ZM163 33V32H162ZM205 33V32H204ZM226 33V31H225ZM232 34V32H230ZM229 33V34H230ZM81 34V33H80ZM95 34V33H94ZM98 34V33H96ZM101 34V33H100ZM127 34V33H126ZM125 34V35H126ZM132 34V33H130ZM142 34V33H141ZM165 34V33H164ZM170 34V33H169ZM176 34V33H175ZM234 34V33H233ZM243 33H241L242 35ZM247 35L245 36V33L244 35H242L243 37H238L233 40H229L231 41V43L234 41V43L232 44L233 45V49L227 53V55H224L223 57H220L219 54L217 53H213L211 54L210 56L208 55H205L207 57V60L210 59L212 60V63H208V64H203L201 63L199 66H197V68H195L191 73H194L196 74L195 77H190L187 81H184L182 84L181 82L179 84L181 89L183 91H187L189 92V90H192V89H196L197 88H201L200 86H203L204 85H207L208 87L210 88H216V87H221V89H225V88H228L227 91L224 93L226 95V97H221L216 103H207L201 107H199L197 110H195L193 112V115L192 117L194 116V118L196 119V121L192 122L193 126H196L198 124H208L209 128L207 130L208 133H205L206 136L208 137V148H212L210 147V145L213 143H219V141H222L220 140L221 137H217L216 133H218V130L222 127H225L227 126V124L231 123L232 124H238V125H241V126H245V128H250V127H253V126H259L261 129H262V125L264 126V31L258 33V34H252V35H249L248 33H246ZM18 35V34H16ZM15 35V36H16ZM37 35V34H36ZM61 35H62V32H61ZM78 35V33L76 34ZM75 35V37H76ZM113 35V34H112ZM116 35V33L114 34ZM113 35V36H114ZM120 35V34H119ZM134 35V34H133ZM138 35V34H137ZM143 35V34H142ZM153 35V33L151 34V36ZM171 35V34H170ZM174 35V34H173ZM172 35V36H173ZM186 35V34H185ZM208 35V33H207ZM240 35V36H241ZM47 36V35H46ZM65 36V35H64ZM67 36V35H66ZM65 36V37H66ZM93 36V35H92ZM102 36V35H101ZM127 38H128V34L126 35ZM159 36V35H158ZM211 36V35H209ZM72 37V35H71ZM69 36V39L71 38ZM97 37V36H96ZM120 39H122L121 35L119 36ZM155 37V36H154ZM153 37V38H154ZM162 37H164L162 35ZM2 38V36H1ZM16 38V37H14ZM42 38V37H41ZM77 38V37H76ZM75 38V39H76ZM118 38V37H117ZM116 38V40H117ZM230 38H233V37H230ZM64 39V38H63ZM74 38H72L71 40L73 41ZM119 39V40H120ZM129 39V38H128ZM157 39V38H156ZM155 40L158 41V39ZM212 39V38H211ZM229 39V38H228ZM68 40V39H67ZM80 40V39H79ZM123 40V39H122ZM120 40V41H122ZM132 40V39H131ZM134 40V41H133ZM132 41L135 42V39H133ZM180 40V39H179ZM189 40V39H188ZM192 40V39H191ZM194 40V39H193ZM196 40V39H195ZM218 40V39H217ZM24 41V40H23ZM42 41V40H41ZM76 41V40H74ZM82 40H80L81 42ZM89 41V40H88ZM130 41V42H132ZM160 41V40H159ZM165 41V40H163ZM218 41H221V40H218ZM228 41V42H229ZM87 41H84V46L82 47H86V43ZM118 42V41H117ZM129 42V41H128ZM129 42V43H130ZM132 42V43H133ZM140 42V40H139ZM223 42V41H222ZM79 43V42H78ZM90 43V42H89ZM96 43V42H95ZM128 43V44H129ZM141 43V42H140ZM143 43V42H142ZM205 43V42H204ZM219 43V42H218ZM225 43V42H223ZM15 44V43H14ZM30 44V43H29ZM71 44V43H70ZM91 44V43H90ZM112 44V42H110V44L108 46H110ZM124 43H122L123 45ZM126 44V42H125ZM131 44V43H130ZM158 44V43H157ZM160 44V42H159ZM158 44V45H159ZM198 44V43H197ZM230 44V43H229ZM61 45V44H60ZM59 45V46H60ZM74 45V44H73ZM76 45V44H75ZM127 45V44H126ZM132 45V44H131ZM135 45V44H134ZM139 45V44H138ZM137 45V47H138ZM144 45V44H143ZM154 45V44H153ZM157 45V46H158ZM165 45V44H164ZM204 45V44H203ZM40 46V45H39ZM42 46V45H41ZM95 47V45H93ZM92 45L87 47V49L89 47H93ZM120 46H121V42H120ZM32 47V46H31ZM75 47V46H74ZM96 47L98 48V44L96 45ZM100 47V46H99ZM130 47V46H129ZM132 47V46H131ZM160 47V46H159ZM162 47V45H161ZM165 47V46H164ZM170 47V46H169ZM177 47V46H176ZM201 47V46H199ZM227 47V46H226ZM6 48V47H5ZM51 48H53V46L51 45ZM107 48V47H106ZM118 48V47H117ZM124 48V46L122 47ZM175 48V47H174ZM50 49V48H49ZM54 49V48H53ZM78 49V48H76ZM85 49V48H84ZM83 49V51H84ZM128 49V48H127ZM131 49V48H129ZM132 49H135V46L134 48ZM138 49V48H137ZM172 49V48H171ZM199 49V48H198ZM201 49V48H200ZM40 51H42L40 48H39ZM104 50V49H103ZM102 50V51H103ZM122 50H125V49H122ZM136 50V49H135ZM141 51L144 52V50H142L140 48ZM147 50V49H146ZM169 49H167V52H168ZM195 51V49H193ZM203 50V49H202ZM207 50V49H206ZM227 50V49H226ZM15 51V50H14ZM46 51V50H45ZM44 51V52H45ZM52 51V49H51ZM54 51V50H53ZM117 51V50H115ZM131 51V50H130ZM149 51V50H148ZM154 51V50H153ZM163 51V50H162ZM166 52V49L164 50ZM177 51V50H176ZM184 51V50H183ZM29 52V51H28ZM34 52V50H33ZM57 52V51H56ZM71 52V51H70ZM76 52V51H75ZM93 52H96V51H93ZM93 52H89V53H93ZM104 52V51H103ZM101 52V53H103ZM124 52V51H123ZM133 52V50H132ZM139 52V50H138ZM150 52V51H149ZM157 52V51H156ZM186 52V51H185ZM201 52V51H200ZM36 53V52H35ZM69 53V52H68ZM73 53V52H72ZM78 53V52H77ZM87 53V52H86ZM88 53V55H89ZM128 53V52H127ZM137 53V52H136ZM183 53V52H182ZM206 53V52H205ZM13 54V53H12ZM24 54V53H23ZM40 54V53H39ZM65 54V53H64ZM70 54V53H69ZM79 54V53H78ZM82 53H80L81 55ZM105 54V53H103ZM141 54H143L141 52ZM158 54V53H157ZM163 54V52H162ZM174 54V53H173ZM41 55V54H40ZM78 55V56H80ZM100 55V54H98ZM97 55V56H98ZM128 55V54H127ZM129 55H130V52H129ZM137 55V54H136ZM144 55V54H143ZM145 55H146V51H145ZM170 55V54H168ZM177 55V54H175ZM186 55V53H185ZM223 55V53H222ZM26 56V55H25ZM31 56H32V53H31ZM71 56H74L71 54ZM96 56V55H95ZM94 56V57H95ZM133 56V54L131 55V57ZM149 55L147 54L146 57L148 60V63L151 61L150 58L148 57ZM150 56H152L154 58V56L151 54ZM173 56V55H172ZM188 56V55H187ZM12 57V55H11ZM29 57V55H28ZM34 57V56H33ZM32 57V58H33ZM65 57V55H64ZM75 57V56H74ZM85 57V56H84ZM138 57V56H137ZM159 57V56H158ZM168 57V56H167ZM177 57V56H176ZM179 58L181 56H178ZM192 57V56H191ZM194 57V56H193ZM3 58V57H2ZM72 58V57H71ZM134 58V57H133ZM141 58V57H139ZM172 58V57H171ZM183 58V57H181ZM185 58V57H184ZM29 59V58H28ZM34 59V58H33ZM66 59V58H64ZM86 59H87V56H86ZM94 59V58H93ZM137 59V58H136ZM152 59V58H151ZM214 59V60H213ZM22 60V59H21ZM70 60V59H69ZM133 60V59H132ZM132 60H130L132 62ZM140 60H142V62L145 60H143V58H141ZM157 59L154 58V60L152 59V61H156ZM199 61H201L199 58H198ZM15 61V60H14ZM28 61V60H27ZM109 62V60H107ZM129 61V62H130ZM166 61V60H165ZM173 61V60H172ZM177 61V60H176ZM209 61V60H208ZM30 62V59L29 61ZM37 62V61H36ZM75 62V61H74ZM111 62V61H110ZM128 62V60H127ZM130 62V63H131ZM134 62H137L138 61H133V64H134V68L137 67V63H134ZM157 62V61H156ZM147 63V61H146ZM145 63V65H147ZM151 63V62H150ZM175 64V62H173ZM172 63V64H173ZM15 64V63H14ZM20 64V63H19ZM54 64V63H53ZM128 64V63H127ZM137 64V65H136ZM157 64H160L157 62ZM171 64V65H172ZM179 64V63H177ZM181 64V63H180ZM13 65V64H12ZM132 65V63H131ZM169 65V63H168ZM39 66V65H38ZM58 66V65H57ZM106 66V64H105ZM127 66V65H126ZM143 66V65H142ZM141 66V67H142ZM152 66V64H151ZM150 66V67H151ZM155 66V65H154ZM189 66V64H188ZM49 67V65H48ZM45 66V69L42 68V70H46V68H48ZM52 67V66H50ZM132 67V66H131ZM153 67V66H152ZM173 67V66H172ZM20 68V67H19ZM31 68V67H30ZM91 68H95V67H90ZM98 66L95 68L97 69ZM103 68V67H102ZM101 68V69H102ZM111 68V67H110ZM127 68V67H126ZM132 67L131 70L134 69ZM177 68V72H178V68H183L182 66L180 67H176L175 66V69ZM105 69V68H104ZM125 70V67L123 68ZM130 69V68H129ZM137 71L138 70H142L139 67L136 68ZM134 69V70H136ZM147 72H139V73H135L133 75H131V77L127 78V79H124L123 81H120L119 84H117L114 89L111 91L112 93L111 94H108V95H105V96H100L96 99H92L90 100L93 101L92 105L90 106H87L85 108H80V104L77 103V101H75L77 104H78V108L76 107H73L71 104H63L65 105V108L63 110H60V111H54L56 108L54 107V110H44V107H43V110L44 111H41V113H38V114H35V115H32L30 117V122L28 121V124L27 126H25V123L22 124L24 125H21L20 124V121L22 120V114L24 113H20V111L18 112V114L20 113L21 114V119L18 120V124L16 126H14V124L16 122H12V121H9L8 124H10V122H12L13 124L12 127H8V126H4V124H1L2 122L0 121V171L1 172H5V174L7 172H9V170L11 168L5 166L9 161L10 159L11 160H14L15 163H12L13 166L16 170H19L17 171V173H14L15 175H13V179H10V180H7L5 183L4 181L6 180H3L2 183L3 184H0V189H3V188H7L8 186L11 185V183H13L14 181H17L18 179L25 177L27 174L25 172H22L23 169H31L34 171L35 169V166L39 167L38 164L34 165L35 162H38L39 163H42L40 162V160L42 161L41 158L45 157L44 155H46L45 153H47V156L49 153L53 152V151H57V148H59V145L62 143V141L65 139L66 140V136H67V133H68V130L71 129V128H79L81 125L82 128H85V126L89 125L88 123L86 124L83 121L85 120H88V119H96L97 117L99 118H103L105 113L108 111V109L111 107V106H114L116 107V110H119L122 106H123V103L127 102V101H131L130 99L134 100L138 97L139 99L143 100V103L142 106L145 111H141V114L144 112V116L142 117L143 121H146V122H149L148 123V128H146L145 132L142 133V138L141 139H146L142 142H144L143 144L141 143V145L144 146V148L146 149L145 151L146 152H149V150H154L153 153H155V150L157 149H160L159 151V155L157 157H154V159L157 158V163H154L150 164V162H145L143 164V167L142 168L144 171L147 172V174L149 173V175L151 176V180H153L152 182H154V184L151 186L150 190H148V188L150 187V183L149 181L151 182V180L148 181L149 184H147L146 186L143 184L145 181H143V183L140 182V179H143L145 178L146 176H144L142 178V175H146V173L144 174H140L141 178L137 179L139 180L137 183H134L133 184V189L132 190H127L129 192L126 193V197H127V194L130 193V196L132 194V203H133V206L131 208H134V212H133V215L130 216L131 217V227H134V231L132 230L133 232V236L132 238H134L135 240L136 239H143L141 237H143V233L146 234V236L149 237H152L154 235V233L157 231L158 227H163L165 224H168L170 223L172 225V228L171 230L169 231V234L171 235L172 239L175 241L176 245H175V249H178L180 251L179 252H183L184 256L182 255L183 257V264H190V261H195V263L197 264V262L199 261V257L200 256H204V255H200V253H205L207 252V257L210 255H208V252L214 248L215 245H217L215 243V241H220L222 240V235L225 236V234L227 233H224V230H226L225 228L223 229L222 227L225 225V222L226 220H228L229 218H232L234 219L233 220V223L235 228H239L238 232H237V236L236 238H243L244 235H248L251 237V243L250 245L248 246L249 249L252 251V259H248L247 261L250 262L251 260V263L253 264H264V133L262 134H259V135H253L251 138H250V144L247 145L245 148H244V151L240 154H233L232 155V158L230 160L227 159V161H229L228 165L229 167L231 166L230 170L231 171H226L224 169H222L223 171L220 173L219 169H221V166L219 169H217V167L213 166L212 165V161L211 160H205L204 159V155H203V152L202 151H195L194 150V147L192 145V142L193 140L189 139V134H190V130L189 129H185V130H182L183 128H181L180 126V123L177 124L180 125V126H176V120L179 118V116H184L182 118H187V113L185 111L186 114H182V115H179L180 113H176V111H172L170 112L171 109L175 110V107L173 105L170 106V102L173 103L175 99H178V95L182 92L180 91V89L178 90V88L174 91V94L172 96H169L166 97V98H163L165 96L162 95V93L166 90V88L168 86H170L172 84V79H171V75L173 73L172 70H169V66L167 65H156V67H153V68H145ZM192 69V68H190ZM11 70V69H10ZM8 70V71H10ZM37 70V69H36ZM41 70V71H42ZM43 70V71H44ZM48 70V69H47ZM59 70V69H58ZM63 70V69H62ZM65 70V69H64ZM98 70V69H97ZM107 70V69H106ZM122 70V69H121ZM129 70V71H131ZM133 70V71H134ZM6 71V70H5ZM12 71V70H11ZM42 71V72H43ZM56 71V70H55ZM70 71V70H69ZM99 71H101L99 69ZM128 71V69H127ZM126 71V72H127ZM30 72V71H29ZM45 72V71H44ZM43 72V73H44ZM48 72V71H47ZM47 72H45V74H47ZM62 72V71H61ZM125 72V73H126ZM185 72V71H184ZM2 73V72H1ZM0 73V74H1ZM20 73V72H19ZM38 73V72H36ZM41 72H39L38 74L40 75ZM103 73H106V72H103ZM187 73V72H186ZM9 74V73H8ZM42 74V73H41ZM52 74V73H51ZM55 74V73H54ZM89 74V72L87 73ZM110 74V73H109ZM108 72H107V75H109ZM164 74V75H163ZM183 74V73H182ZM2 75V74H1ZM11 75V74H10ZM34 75V74H33ZM39 75H34L36 79H38L39 81ZM43 76H45L44 74H42ZM56 75V74H55ZM106 75V74H105ZM112 75V73L110 74ZM115 74H113L114 76ZM122 75V74H121ZM4 76V75H3ZM21 76V75H20ZM39 76V77H38ZM77 76V75H76ZM84 77V75H82ZM90 76H93L92 74ZM89 76V77H90ZM104 76V75H103ZM116 76V75H115ZM119 76V74H118ZM187 76V75H185ZM11 77V76H10ZM18 77V76H17ZM51 77V75H50ZM79 77V76H78ZM120 77V76H119ZM5 79V76L3 77ZM33 78V79H34ZM55 78V77H54ZM64 78V77H63ZM62 78V79H63ZM66 78V77H65ZM64 78V79H65ZM86 78V76H85ZM85 78H82L81 81L85 80ZM2 79V78H1ZM0 79V85L1 83H5V81L7 79H5L3 82H1L2 80ZM17 79V78H16ZM15 79V80H16ZM22 79V78H21ZM47 79H50V78H46ZM77 79V78H76ZM76 79L73 80V78L71 79V81H75ZM119 79V78H118ZM122 79V77H121ZM32 80V79H31ZM116 79H114L115 81ZM178 80V79H177ZM176 80V81H177ZM35 80H33L34 82ZM68 81V80H67ZM79 80V82H81ZM110 81V79H109ZM7 82V81H6ZM11 82V80H10ZM14 82V81H13ZM19 82V81H18ZM45 82V81H44ZM69 82V81H68ZM113 82V80H112ZM111 82V83H112ZM116 82V81H115ZM16 83V82H15ZM20 83V82H19ZM31 83V81L29 82ZM37 84V82H35ZM62 83H63V80H62ZM78 83V82H77ZM43 84V83H42ZM58 84V82H57ZM70 83H68V85H70ZM73 84V83H72ZM85 84H88V83H85ZM110 83H108L107 85H109ZM179 84H178V87H179ZM18 85V84H17ZM32 85L35 86V84L33 83ZM46 85H48V83H45L43 86L44 88H46ZM83 85V84H82ZM94 85V84H92ZM112 85V84H111ZM110 85V86H111ZM39 86V85H38ZM52 86V85H51ZM51 86L50 89H51ZM80 86V85H79ZM106 86V85H105ZM109 86V87H110ZM7 87V86H6ZM27 87V86H26ZM31 87V86H30ZM205 87V86H204ZM29 88V87H27ZM60 88V86H59ZM108 88V87H107ZM106 88V89H107ZM1 89V88H0ZM36 89V88H35ZM71 89V88H70ZM81 89V88H80ZM89 89H92V88H89ZM212 89V91H213ZM5 90V89H4ZM3 90V91H4ZM26 90V89H25ZM32 91V88L30 89ZM46 90V89H45ZM44 90V91H45ZM52 90H54L52 88ZM52 94L54 93V91H52ZM57 90V89H56ZM76 90V89H75ZM78 90V89H77ZM102 90V89H101ZM100 90V91H101ZM217 90V89H216ZM220 90V89H219ZM60 91V89L58 90ZM71 91V90H70ZM82 91V90H81ZM86 91V90H85ZM100 91L97 93V95L100 93ZM169 91V90H168ZM204 91V90H203ZM78 92V91H77ZM80 92V91H79ZM176 92V93H175ZM194 92V91H193ZM198 92V91H197ZM210 92H211V89H210ZM219 92V91H218ZM223 92V91H221ZM57 93V92H56ZM55 93V94H56ZM76 93V92H75ZM90 94V92H88ZM196 93V91L194 92ZM6 94V93H5ZM15 94V93H14ZM21 94V93H20ZM35 94V93H34ZM55 94H53L52 96H54ZM60 94H61V91H60ZM79 94H82L79 93ZM83 94H87L86 92L83 91ZM170 94V93H169ZM198 94V93H197ZM223 94V95H224ZM22 95V94H21ZM76 95L78 96V94L76 93ZM196 95V94H195ZM211 95H216L214 93H211ZM209 95V96H211ZM26 95H24L25 97ZM51 96V97H52ZM64 96V95H63ZM186 96V95H185ZM2 97V95L0 96ZM22 97V98H24ZM30 97V96H29ZM28 97V98H29ZM34 97V96H33ZM49 97V96H48ZM60 97V95L58 96V98ZM75 97V96H74ZM73 97V98H74ZM82 97V96H81ZM78 98L79 99H81ZM87 96H83L82 98H85ZM238 97V98H237ZM11 98V97H10ZM46 99V96L44 97ZM54 98V97H53ZM64 98V97H63ZM62 98V99H63ZM69 98H72L71 96H69ZM88 98V97H87ZM197 98V97H196ZM195 98V99H196ZM33 99V98H32ZM35 99V97H34ZM33 99V102H35ZM180 99H182L180 97ZM236 99V100H235ZM11 100V99H10ZM22 100V99H21ZM29 100H31L29 98ZM49 100V99H48ZM55 99H53V102H54ZM89 100H86L89 102ZM179 100V99H178ZM186 100V99H185ZM194 100V99H193ZM50 101V100H49ZM48 101V103H49ZM66 101V99L64 100ZM139 101V100H138ZM170 101V102H169ZM184 101V98L183 100ZM189 101V100H188ZM187 101V102H188ZM16 102V101H15ZM22 102H25V99L22 100ZM32 102V101H31ZM195 102V101H194ZM19 103V102H18ZM74 103V102H72ZM141 103V101H140ZM192 104V102H189ZM196 103V102H195ZM200 103V102H198ZM197 103V104H198ZM27 104H29L27 102ZM33 104V103H32ZM126 104V103H125ZM19 105H21L19 103ZM30 105V104H29ZM53 105V103H52ZM83 105V104H82ZM84 105H87L86 103ZM139 105V104H138ZM24 105L20 106L24 109L29 108L28 106L26 107H23ZM35 106V103L34 105H32V107ZM127 106H130V105H127ZM196 106V105H195ZM50 107V106H49ZM48 107V109H50ZM64 107V106H63ZM124 107V106H123ZM156 107H159V109H155ZM6 108V107H4ZM2 108V111L3 109ZM21 108V109H22ZM35 108V107H34ZM94 108V109H93ZM112 108V107H111ZM133 111V109L135 108H138V106H133V107H130ZM128 108V109H130ZM140 108V107H139ZM186 108V107H185ZM10 109V108H9ZM13 109V108H12ZM59 109V108H58ZM167 109H169L168 111H166ZM184 109V108H183ZM194 109V108H193ZM40 110V109H39ZM1 111V109H0ZM23 111V112H24ZM34 111L33 108L32 110L29 112V114H32L31 112ZM126 110H124L123 112H125ZM128 111V110H127ZM126 111V112H127ZM130 112L129 114L133 113V112ZM138 111V110H136ZM36 112V111H35ZM38 112V111H37ZM112 112V111H111ZM122 112V111H121ZM135 112V110H134ZM175 112V113H173ZM6 113V112H5ZM8 114V112H7ZM10 114V113H9ZM14 114V112H13ZM107 115H109V111L106 113ZM179 115L178 117L176 115ZM118 115V114H117ZM140 115V113H139ZM23 117L24 120H26V114H24ZM30 116V115H29ZM116 114L113 117H115ZM136 116V115H135ZM153 116H156V119L154 117V119L156 121H154L153 119ZM62 117H65L66 120L65 121H62L60 120ZM108 117V116H106ZM117 117V116H116ZM125 118L123 119H126L127 117L124 116ZM180 117V120L182 119ZM190 117V116H189ZM190 117V118H192ZM111 118V119H112ZM141 118V117H139ZM2 119V118H1ZM6 119V118H5ZM63 119V118H62ZM98 119V118H97ZM96 119V120H97ZM106 119V118H105ZM108 119L109 121L111 120L110 117L107 118V121H102V122H108ZM131 119V115H130V118ZM135 119V118H134ZM16 120V119H15ZM113 120V119H112ZM110 121L111 123L109 124H104V123H101L98 125V129L100 128L101 132L102 133V129L106 128V131H108V129L110 128V125L112 126V122L113 121ZM115 120V119H114ZM141 120V119H140ZM186 120V119H185ZM116 121V120H115ZM123 124V120H121ZM120 121V122H121ZM139 121V120H138ZM153 121V122H152ZM188 121V119H187ZM186 121V123H187ZM97 122V121H96ZM95 122V123H96ZM127 122V121H126ZM184 122V121H183ZM188 122H191V121H188ZM27 123V122H26ZM90 123V122H89ZM119 123V122H118ZM117 123V124H118ZM129 123V122H128ZM86 124V125H85ZM92 124V123H91ZM90 124V125H91ZM97 124V123H96ZM114 124V123H113ZM116 124V125H117ZM120 124V123H119ZM118 124V125H119ZM120 124V125H121ZM126 124V123H125ZM139 124V123H137ZM135 124V125H137ZM142 124V123H140ZM145 124V123H144ZM143 124V125H144ZM157 124L159 125L158 128H154L155 126H157ZM169 124H172L173 126H171V132L170 134L168 133V131L164 133V128L165 127H169ZM183 126L182 127H187V126H191V124H188L187 123V126L185 125L184 126V123H182ZM10 125V126H11ZM21 125V127H25L24 129H20L18 130V126ZM85 125V126H84ZM117 125V126H118ZM97 126V125H96ZM96 126L94 128H96ZM127 126V125H126ZM192 126V127H193ZM4 127H7L6 129H4ZM89 128V126H87ZM147 127V126H146ZM94 128H92L94 130ZM190 128V127H189ZM206 128V127H205ZM258 127H256V129H260ZM144 129V127H143ZM198 130L197 128H194V130ZM231 129V128H230ZM238 129V128H237ZM254 129V128H253ZM264 129V128H263ZM262 129V130H263ZM84 130V129H82ZM87 130V129H86ZM92 130V131H93ZM96 130V129H95ZM127 130V129H126ZM137 130V129H136ZM135 128H134V131H136ZM139 130V129H138ZM136 131L137 133H133L134 134H138L139 131ZM140 130H142V128H140ZM170 130V129H169ZM192 130V129H191ZM195 130V131H196ZM227 130V129H226ZM251 130V129H250ZM249 130V131H250ZM90 131V130H89ZM97 131V132H98ZM114 131V130H112ZM111 131V132H112ZM121 131V130H120ZM119 131V132H120ZM245 131V129L243 130ZM255 132V130H253ZM80 132V131H79ZM104 132V130H103ZM240 132V131H239ZM251 131V133H254ZM260 133L259 131H256V133ZM78 133V132H77ZM89 133V132H88ZM91 133V131H90ZM96 133V131H95ZM164 133V134H163ZM193 133V132H192ZM201 133V132H200ZM71 134H73V132H71ZM76 134V132L73 134V136ZM105 134V133H104ZM103 134V135H104ZM209 134V135H208ZM69 135V133H68ZM102 134H100L99 136H103ZM111 135V134H110ZM125 135V134H123ZM192 135V134H191ZM196 135V134H194ZM79 136V135H78ZM97 136V137H99ZM235 136V135H234ZM72 137V136H71ZM85 137V136H84ZM247 136L245 135L244 138H246ZM219 138V140H218ZM224 138V137H223ZM70 139V137L68 138ZM67 139V140H68ZM134 139V138H133ZM228 139V138H227ZM65 140L63 142V144L65 143ZM66 140V141H67ZM205 140V138H204ZM121 141V140H120ZM141 141V140H140ZM92 142V141H91ZM133 142V141H132ZM195 142V141H194ZM207 142V140H206ZM232 142V141H231ZM137 143V142H136ZM196 143V142H195ZM194 143V144H195ZM62 144V145H63ZM82 144V143H81ZM199 144V143H198ZM202 143L200 142V145ZM61 145V146H62ZM206 146V144H204ZM90 147V146H89ZM98 147V146H97ZM201 147V146H200ZM92 148V147H91ZM139 148V147H138ZM94 149V148H93ZM125 149V148H124ZM134 149V148H133ZM206 149V148H204ZM216 149L215 147L212 148V150ZM62 150V149H60ZM201 150H202V147H201ZM243 150V149H242ZM241 150V151H242ZM79 151V150H78ZM86 151V150H85ZM87 151L91 152L89 149H87ZM128 151V150H127ZM59 152V150H58ZM95 152V151H94ZM124 152V151H123ZM151 152V151H150ZM149 152V153H150ZM234 152V151H233ZM55 153V152H53ZM52 153V154H53ZM82 153H86V152H82ZM132 153V151H131ZM208 153V152H207ZM51 154V155H52ZM78 154V153H77ZM76 154V155H77ZM128 154V153H127ZM55 155V154H54ZM88 155L86 156V159L88 160ZM122 155V154H121ZM132 155H134V160H137L139 157L137 155V153H132ZM143 155V154H142ZM68 156V154H63V157H66ZM75 156V155H74ZM50 157V156H49ZM53 155L50 157L52 158ZM80 157V156H79ZM144 157V156H143ZM73 158V157H71ZM70 158V159H71ZM75 158V157H74ZM93 158V157H92ZM131 158V156H130ZM145 158H147V156H145ZM81 159V158H80ZM119 159V158H118ZM144 159V158H142ZM150 159V158H149ZM153 159V158H152ZM46 160V157L44 158V161ZM78 160V159H77ZM128 160V159H127ZM148 160V158H147ZM93 161V159H92ZM139 161L140 158L137 160V161H134V165L135 167V174L133 175H136L138 173V169L140 168V166L142 165ZM95 162V161H94ZM104 162V161H103ZM121 162V161H120ZM120 162H117L116 164V167L118 166V164H120ZM5 163V164H4ZM54 163V162H53ZM113 163V162H112ZM123 163V162H122ZM49 164V163H47ZM83 164V163H82ZM85 165V164H84ZM89 165V164H88ZM223 165V164H222ZM48 166V165H47ZM58 166V165H57ZM121 166H124L121 165ZM34 167V169H33ZM76 168V167H75ZM104 168V167H103ZM114 168V167H113ZM120 168V167H119ZM118 168V169H119ZM129 168H131L129 166ZM37 169V168H36ZM60 169V168H59ZM69 169V168H68ZM71 169V168H70ZM125 169V168H124ZM134 169V168H132ZM114 170V169H111V171ZM121 170V169H120ZM128 170V168H127ZM32 171V172H33ZM104 171V170H103ZM119 171V170H118ZM31 172V175L32 174H35V173H32ZM85 172V171H83ZM99 172V171H98ZM121 172H125V171H120V172H116L115 173H121ZM22 173H25V174H22ZM114 173V172H113ZM112 173V174H113ZM129 174V172H126ZM55 174V173H54ZM124 174V173H123ZM122 174V175H123ZM81 175V174H80ZM115 175V174H113ZM126 175V174H125ZM127 175V176H128ZM132 175V177H133ZM106 176V175H105ZM118 176V175H116ZM131 176V175H130ZM129 177H125V179L123 180L125 182L126 178L127 181L130 180ZM137 177L139 175H136ZM3 176H1L2 178ZM27 177V176H26ZM45 177V176H44ZM70 177V176H69ZM96 177V176H94ZM120 180L122 178L121 174H120ZM231 177H234L233 179H231ZM43 178V177H42ZM50 178V177H49ZM230 178V180H229ZM102 179V178H101ZM115 181L116 179L118 180V178H114ZM148 179V177H147ZM111 180V179H109ZM85 181V180H84ZM122 181V180H121ZM136 181V180H135ZM134 182V181H133ZM1 183V181H0ZM42 183V182H41ZM72 183V182H71ZM112 183V182H111ZM147 183V182H146ZM145 183V184H146ZM115 183H113L114 185ZM18 185V184H17ZM65 185V183H64ZM107 185V184H106ZM123 185V183L121 184ZM129 184H127V186L125 187H128ZM142 185V186H141ZM43 186V185H41ZM49 186V185H48ZM116 186H119V183L118 185L116 184ZM57 187V186H56ZM61 187V186H60ZM115 187V186H114ZM122 187V186H121ZM124 187V186H123ZM122 187V188H123ZM131 187V185H130ZM128 187V189L130 188ZM50 188V187H49ZM77 188V187H76ZM110 188V187H109ZM9 189V188H7ZM6 189V190H7ZM20 189V188H19ZM57 189V188H55ZM127 189V188H126ZM14 190V189H13ZM67 190V189H66ZM70 190V188H69ZM79 190V189H78ZM77 190V191H78ZM149 191L147 194H145V191ZM16 192V190H14ZM65 191V190H64ZM100 191V190H99ZM119 191H120V187H119ZM117 191V192H119ZM123 191V190H122ZM144 191V192H143ZM44 192V191H43ZM52 192V191H51ZM116 192V191H114ZM132 192V193H131ZM143 192V193H142ZM46 193V191H45ZM122 193V192H121ZM5 194V193H4ZM43 194V193H42ZM97 194V193H96ZM125 194V193H124ZM143 194V196H142ZM1 196L3 197V194H1ZM89 196V194H88ZM129 196V198H130ZM209 196H214V199L213 198H209ZM12 197V196H10ZM41 197V196H40ZM43 197V196H42ZM65 197V196H64ZM70 197V196H68ZM5 198V197H4ZM66 198V197H65ZM128 198V200H129ZM9 199V198H8ZM98 199V198H97ZM118 199V197H117ZM119 199H120V194H119ZM2 200V199H0ZM73 200V199H72ZM95 200V199H94ZM124 200V198H123ZM127 200V201H128ZM63 201V200H62ZM121 201V200H120ZM126 201V199H125ZM126 201V202H127ZM3 202V201H2ZM0 202V204L2 203ZM262 203L261 206L258 205V203ZM68 203V202H67ZM130 203V202H129ZM8 204V203H7ZM63 205V204H62ZM75 205V204H73ZM125 205V204H124ZM123 205V206H124ZM50 206V205H49ZM61 206V205H60ZM122 206V208H123ZM1 208V207H0ZM11 208V207H10ZM20 208V207H19ZM27 208V207H26ZM9 209V208H8ZM112 209V208H111ZM3 210V209H2ZM119 210V209H118ZM124 210V209H123ZM132 210V211H133ZM192 210H194L192 212ZM12 211V210H11ZM88 211V210H87ZM95 211V210H94ZM104 211V210H103ZM187 211H191L193 216H190V219L191 221L188 220L187 224L188 226L185 228L182 226V216L184 215L185 212ZM204 211V213L202 212ZM1 212V211H0ZM24 212V211H23ZM31 212V211H30ZM47 212V211H46ZM49 212V211H48ZM69 212V211H68ZM105 212V211H104ZM117 212V211H115ZM195 212V213H194ZM113 213V212H112ZM130 213V212H129ZM194 213V214H193ZM203 214V215H202ZM4 215V214H3ZM12 215V214H11ZM33 215V214H32ZM63 215V214H62ZM13 216V215H12ZM61 216V215H59ZM189 216V215H188ZM26 217V216H25ZM32 217V216H31ZM124 218V215L121 216V218ZM128 217V216H127ZM1 218V216H0ZM38 218V217H37ZM69 218V217H68ZM122 218V219H123ZM186 218V217H184ZM183 218V220H184ZM219 218L220 221L218 220ZM10 219V217H9ZM32 219V218H31ZM61 218L58 219V221L60 220ZM120 219V218H119ZM117 219L116 221L118 222ZM232 219H229L230 221ZM8 220V218H7ZM27 219H25L26 221ZM72 220V219H71ZM126 220V219H125ZM217 220V223H215ZM6 221V220H5ZM9 221V220H8ZM20 221V220H19ZM219 221V222H218ZM228 221V223L230 222ZM24 222V221H23ZM37 222V221H36ZM63 222V220H62ZM124 222V221H123ZM130 222V220H129ZM9 223L11 224V222L9 221ZM81 223V222H80ZM17 224V223H16ZM15 224V225H16ZM91 224V223H90ZM118 224V223H117ZM121 224V222H120ZM217 224V225H216ZM18 225V224H17ZM38 225V224H37ZM89 225V224H88ZM116 225V224H115ZM185 225V224H183ZM241 225V226H240ZM49 226V225H48ZM118 226V225H117ZM116 226V227H117ZM230 225L228 224V227ZM46 227V226H45ZM86 227V226H85ZM99 227V226H98ZM110 227V226H109ZM126 227H127V222H126ZM227 227V226H226ZM18 228V226H17ZM30 228V227H29ZM100 228V227H99ZM121 228V227H120ZM123 228V227H122ZM170 228V227H169ZM7 229V228H6ZM119 229V228H118ZM125 229V227H124ZM213 229V230H212ZM4 230V228H3ZM25 230V229H24ZM33 230V229H32ZM167 230V228H166ZM209 230L210 233L209 234H206V232H208ZM215 230V233L217 230H219L220 232H218L217 234H215L216 238H212L214 236V234H212ZM230 230V227L228 228V231ZM23 231V230H22ZM29 231V230H28ZM89 231V230H87ZM221 231H223V234L221 235ZM4 233V231H2ZM143 232V233H142ZM2 233V235H3ZM59 233V232H58ZM57 233V234H58ZM74 233H75V230H74ZM81 233V232H80ZM120 233H122L120 231ZM230 233V232H229ZM21 234V233H20ZM24 235V234H23ZM31 235V233H30ZM29 235V236H30ZM68 235V234H67ZM160 235V234H159ZM166 235V234H165ZM213 235V236H212ZM235 235V234H234ZM234 235H231L234 236ZM11 236V235H10ZM20 236V235H18ZM64 236V235H63ZM66 236V235H65ZM86 236V235H85ZM131 236V234L129 235ZM209 236V238L207 237ZM59 237V236H58ZM125 237V236H124ZM160 237V236H159ZM161 237H162V234H161ZM230 237V236H228ZM8 238V236H7ZM64 238V237H63ZM69 238V237H68ZM74 238V237H73ZM102 238V237H101ZM118 238V237H117ZM126 238V237H125ZM166 237H164L165 239ZM227 238V237H226ZM225 238V240H226ZM12 239H15L14 237ZM32 239V238H31ZM52 239V238H51ZM59 239V238H58ZM96 239V238H95ZM170 238H168L169 240ZM232 239V238H230ZM246 239H248L246 237ZM34 240V239H33ZM129 240H132V239H129ZM135 240H133L135 242ZM139 240V241H140ZM147 240V239H146ZM158 240V239H157ZM240 241V239H238ZM16 241H17V238H16ZM29 241V239H28ZM72 241V240H71ZM126 241V239H125ZM171 241V240H170ZM238 241V242H239ZM70 242V241H69ZM93 242V241H92ZM124 242V241H123ZM169 242V241H168ZM172 242V241H171ZM170 242V243H171ZM224 242V241H223ZM230 242V240H228L226 243ZM244 242V240H243ZM247 242V241H246ZM14 243V242H13ZM19 243V242H18ZM17 243V245L19 246V244ZM46 243V242H45ZM101 243V242H100ZM122 243V242H121ZM120 243V244H121ZM140 243V242H139ZM138 242L136 244H139ZM146 243V242H145ZM157 243V241H156ZM174 243V242H173ZM222 243V241L220 242ZM242 243V242H241ZM249 244V242H247ZM247 243H245V247L247 246ZM0 244H1V240H0ZM12 244V243H11ZM57 244V243H56ZM60 244V243H59ZM75 244V243H74ZM123 244V243H122ZM128 244V243H126ZM161 244V243H160ZM159 244V245H160ZM168 244V243H167ZM165 244V245H167ZM238 244V243H236ZM2 245V244H1ZM15 245V244H13ZM16 245V247H18ZM26 245V244H25ZM36 245V244H35ZM40 245V244H39ZM118 245V243H117ZM140 245V244H139ZM143 245V244H142ZM141 245V246H142ZM158 245V246H159ZM226 245V244H225ZM232 245V244H231ZM230 245V246H231ZM146 246V245H145ZM144 246V248H145ZM147 246H149V248L151 247V241L150 240H147ZM154 247H156V245L154 244L153 245ZM157 246V247H158ZM161 246V245H160ZM159 246V247H160ZM217 246H220V245H217ZM224 246V245H223ZM228 246V247H230ZM241 246V245H240ZM239 246V248H240ZM244 246V245H243ZM2 247V246H0ZM7 247H10V246H6V247H2L3 249H7ZM21 247V246H19ZM23 247V246H22ZM21 247V248H22ZM32 247V246H31ZM39 247V246H38ZM60 247V246H59ZM78 247V246H77ZM89 247V246H87ZM125 247V246H124ZM154 247L152 248V250H154ZM156 247V248H157ZM237 246H235L232 250H235ZM2 248L0 250H2ZM11 248V247H10ZM135 248V247H134ZM139 247H136L135 249L138 250ZM144 248L141 247V249L143 250ZM148 248V247H147ZM155 248V250H156ZM167 248V246H166ZM13 249V248H12ZM11 249V250H12ZM19 249V248H18ZM24 249V248H22ZM81 249V248H80ZM99 249V248H98ZM118 249V248H117ZM123 249V248H122ZM134 249V250H135ZM140 249V248H139ZM163 249V248H162ZM168 249V248H167ZM225 249V248H223ZM249 249H248V253L249 252ZM20 250V249H19ZM27 250V249H26ZM29 250V249H28ZM31 250V249H30ZM53 250V249H52ZM59 250V249H58ZM70 250V249H69ZM88 250V249H87ZM121 250V249H120ZM133 250V251H134ZM154 250V252H155ZM173 250V249H172ZM216 250V249H215ZM243 250V247L242 249L237 253L239 254L241 251ZM4 251V250H3ZM6 251V250H5ZM7 251H10V250H7ZM159 251V250H157ZM171 251V250H170ZM176 251V250H175ZM205 251V252H204ZM245 251V250H243ZM108 252V251H107ZM121 252V251H120ZM142 252V251H141ZM152 252V251H151ZM164 251H162L163 253ZM166 252V251H165ZM164 252V253H165ZM212 252V251H211ZM217 252H219L218 254H216ZM229 252H232L233 251H229ZM229 252H225L227 253V256L230 257V254ZM22 253V252H21ZM33 253V252H32ZM88 253V252H87ZM146 253V251H145ZM167 253V252H166ZM170 253V252H169ZM168 253V254H169ZM213 253V252H212ZM225 253H221L220 251H215V253L213 254H216L217 256L212 258L214 260H220V258L223 257V259L221 260H224V258H228L229 257H225ZM244 253V252H243ZM243 253H240V256L243 254ZM247 253V252H245ZM0 254L3 256V254L0 252ZM5 254V253H4ZM10 254V253H9ZM31 254V253H30ZM139 254V253H137ZM141 254V253H140ZM144 254V253H143ZM143 254L141 256H143ZM177 254V253H176ZM224 254V255H223ZM236 254V255H237ZM6 255V254H5ZM19 255V254H18ZM54 255V254H53ZM127 255V253H126ZM147 255V253L145 254ZM149 255V254H148ZM15 255L12 254V258L14 257ZM22 256V254H21ZM32 256V255H31ZM45 256V255H44ZM137 256V255H136ZM134 255L133 258L136 257ZM153 254L151 255V258H152ZM167 256V255H166ZM206 256H204L206 258ZM212 256V254H211ZM209 256V257H211ZM233 255H231L232 257ZM238 256V255H237ZM245 256V255H243ZM243 256L241 258H243ZM250 256V255H249ZM4 257V256H3ZM36 257V256H35ZM126 257V256H125ZM171 257V256H170ZM175 257V254L173 256V258ZM180 257V256H178ZM230 257V259H232ZM6 258L8 261H7V264L10 263V261H13V260H10L9 261V258H7V255ZM25 260H26V256H24ZM61 258V257H60ZM72 258V257H71ZM132 258V259H133ZM140 258V257H139ZM165 258V257H164ZM163 258V259H164ZM172 258V259H173ZM202 258V257H201ZM205 258H203L202 261H200V264L204 263L203 261H205ZM234 258H237L236 256L233 257ZM39 259V258H38ZM59 259V258H58ZM66 259V258H65ZM81 259V258H80ZM147 258H143L142 260L140 261H143ZM178 259V258H176ZM175 259V260H176ZM210 259V258H208ZM239 257L235 260H232L231 262H239L240 264L243 263V259L242 261L240 262V260H238ZM247 259L244 258V260ZM40 260V259H39ZM44 260V259H43ZM62 260V259H61ZM138 260V259H137ZM136 260V261H137ZM160 260V259H159ZM166 260V259H165ZM182 260V259H181ZM180 259L177 261V262H173L174 264H179V262L181 261ZM212 260V261H214ZM216 260V261H217ZM19 261V260H18ZM28 262H32V260H26ZM36 261V260H35ZM95 261V259L93 260ZM125 261V260H124ZM134 262V263H138L139 261L137 262ZM146 261V260H145ZM210 261V260H209ZM230 261V260H229ZM246 261V262H247ZM3 262V261H1ZM22 262L24 263V260H22ZM62 262V261H61ZM66 262V261H65ZM132 262V261H131ZM161 262V261H159ZM5 263V262H4ZM40 263V262H39ZM48 263V262H47ZM110 263V262H109ZM151 263V262H150ZM149 263V264H150ZM193 263V264H195ZM206 263H209V262H206ZM205 263V264H206ZM214 262H212L213 264ZM14 264V262H13ZM16 264V262H15ZM37 264V263H36ZM86 264V263H85ZM153 264V263H152ZM155 264H157V261L155 262ZM181 264V262H180ZM245 264H248L245 263Z\"/></svg>",
  "mask_w": 264,
  "mask_h": 264
}]
</instances>
